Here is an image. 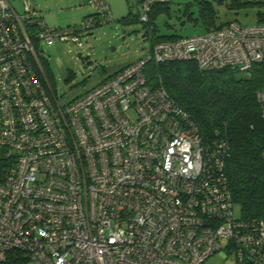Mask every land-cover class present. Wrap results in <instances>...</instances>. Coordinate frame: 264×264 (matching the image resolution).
<instances>
[{
  "label": "built area",
  "instance_id": "built-area-1",
  "mask_svg": "<svg viewBox=\"0 0 264 264\" xmlns=\"http://www.w3.org/2000/svg\"><path fill=\"white\" fill-rule=\"evenodd\" d=\"M169 1L139 0L140 20ZM87 3L97 12L80 30L109 15L105 0ZM34 37L82 45L26 1L17 12L0 0V264H264V219L235 214L226 141L203 135L145 72L149 62L191 60L248 76L264 64V22L156 42L65 102ZM257 98L264 117V87Z\"/></svg>",
  "mask_w": 264,
  "mask_h": 264
},
{
  "label": "rangeland",
  "instance_id": "rangeland-1",
  "mask_svg": "<svg viewBox=\"0 0 264 264\" xmlns=\"http://www.w3.org/2000/svg\"><path fill=\"white\" fill-rule=\"evenodd\" d=\"M8 1L17 12L22 11V3L26 1L43 12V20L48 27H70L79 35L81 46L59 38L49 43L33 38L52 90L62 102L83 94L122 66L146 57L156 35L191 36L204 32L209 26L203 19L204 14H212L216 25L264 22V2L170 0L168 12L163 10L145 23L140 20L142 9L139 0H105L109 5L106 21L80 30L83 19L97 12L87 4V0ZM102 18L99 14L98 19ZM239 213L237 205L235 214ZM216 260L218 258H211L210 262Z\"/></svg>",
  "mask_w": 264,
  "mask_h": 264
},
{
  "label": "trees",
  "instance_id": "trees-1",
  "mask_svg": "<svg viewBox=\"0 0 264 264\" xmlns=\"http://www.w3.org/2000/svg\"><path fill=\"white\" fill-rule=\"evenodd\" d=\"M168 9V2L155 3L148 22ZM203 19L209 24L207 30L224 25H216L210 13L204 14ZM177 37L156 35L152 44ZM145 72L147 81L161 84L203 135L224 138L228 147L224 172L239 215L244 220L264 219V117L257 98V92L264 87V64H253L248 76L226 67L200 70L191 60L149 62Z\"/></svg>",
  "mask_w": 264,
  "mask_h": 264
},
{
  "label": "crops",
  "instance_id": "crops-1",
  "mask_svg": "<svg viewBox=\"0 0 264 264\" xmlns=\"http://www.w3.org/2000/svg\"><path fill=\"white\" fill-rule=\"evenodd\" d=\"M78 1H80V0H78ZM24 2V1H23ZM23 4V3H22ZM88 4V3H87ZM109 6V5H108ZM35 8V7H34ZM23 10V9H22ZM22 12V11H21ZM39 12L41 13V16H42V19H44V14H43V12L39 9ZM184 13H185V9H184ZM50 14V12L49 13H47V15H49ZM185 15V14H184ZM97 25V24H96ZM152 46V45H151ZM151 48V47H150ZM117 71V70H116ZM114 73V72H113Z\"/></svg>",
  "mask_w": 264,
  "mask_h": 264
}]
</instances>
